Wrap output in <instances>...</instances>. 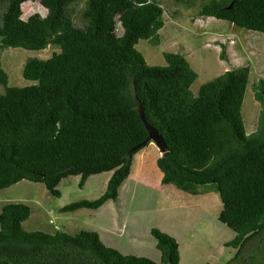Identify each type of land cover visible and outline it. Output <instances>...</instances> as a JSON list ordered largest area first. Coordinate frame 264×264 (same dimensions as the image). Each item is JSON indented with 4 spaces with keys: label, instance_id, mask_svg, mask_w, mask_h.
I'll list each match as a JSON object with an SVG mask.
<instances>
[{
    "label": "trees",
    "instance_id": "trees-1",
    "mask_svg": "<svg viewBox=\"0 0 264 264\" xmlns=\"http://www.w3.org/2000/svg\"><path fill=\"white\" fill-rule=\"evenodd\" d=\"M29 1L0 0L1 47L41 50L52 44L60 50L26 60L23 76L37 81L26 86L8 85L0 58V190L28 179L61 196L58 184L69 175H80L83 187L89 176L113 171L103 194L61 210L98 209L117 200L134 155L150 142L144 143L149 132L141 107L168 145L157 158L162 183L192 194L215 185L223 204L219 219L236 233L225 245L239 256L264 232V79L254 85L262 108L257 129L248 133L242 104L249 65L225 70L195 95L198 72L185 55L164 52L165 65H150L136 47L140 39L160 43L159 1L85 0L81 27L73 5L82 0H43L47 15L26 20L21 5ZM201 14L264 34V0H212ZM220 58H226L224 44ZM30 215L26 203L3 205L0 264H181L178 240L158 228L151 229L161 251L155 261L107 246L96 230H25ZM257 249L264 259V244Z\"/></svg>",
    "mask_w": 264,
    "mask_h": 264
},
{
    "label": "rangeland",
    "instance_id": "rangeland-1",
    "mask_svg": "<svg viewBox=\"0 0 264 264\" xmlns=\"http://www.w3.org/2000/svg\"><path fill=\"white\" fill-rule=\"evenodd\" d=\"M42 1L31 0L22 4V18L27 20L34 14L46 16L48 9ZM157 1L164 10V26L159 31L160 43L155 45L147 39H140L136 45L148 64L165 65L164 52L168 51L185 55L198 72L191 86L195 95L202 84L225 70L249 65L250 76L242 116L246 131L254 132L262 108L255 98L254 85L264 79V34L215 16L202 15V5L212 0H196L192 6L178 0ZM84 6L85 0L73 5L74 21L80 27L85 24L82 18ZM1 10L2 6L0 13ZM117 33L122 34L120 24ZM223 44L226 47L225 59L220 58ZM59 50L52 44L41 50L2 48L0 45L2 67L9 76L8 85L36 83L23 76L26 60L31 57L48 58ZM4 90L0 84V92ZM143 151H147L144 156L148 157L145 160L148 163L137 165L138 154ZM161 155L158 146L150 141L134 155L133 176H128L122 189L120 186L118 199L109 201L110 204L97 210L80 208L62 211L61 208L71 202L94 199L103 194L100 192L104 178L110 171L89 176L83 187L79 185L80 175L63 178L58 184L61 196L53 195L43 182L22 179L0 190V212L6 203L23 202L31 208L30 217L22 223L25 230H61L70 234L83 229L96 230L101 232L100 237L107 246L117 248L124 254L142 255L155 261L161 260V251L156 247L152 228L177 237L181 264H264L262 254L257 249L264 244V232L252 239L239 256H235L237 249L225 243L232 240L236 233L219 219L223 204L216 186H201L200 194L196 195L174 184H163L162 177L158 175L162 171L155 159ZM106 188L107 185L104 190Z\"/></svg>",
    "mask_w": 264,
    "mask_h": 264
},
{
    "label": "water",
    "instance_id": "water-1",
    "mask_svg": "<svg viewBox=\"0 0 264 264\" xmlns=\"http://www.w3.org/2000/svg\"><path fill=\"white\" fill-rule=\"evenodd\" d=\"M139 110H140V115H141V117H142L147 129H148V132H149V134H148L146 140L144 141V143H146L147 141H153L158 146V148L160 149L161 153H164L168 149V145H167V143L165 141L164 136L158 131V129L155 126L151 125L146 120V118L144 116V113H143V110H142L141 107L139 108Z\"/></svg>",
    "mask_w": 264,
    "mask_h": 264
},
{
    "label": "crops",
    "instance_id": "crops-1",
    "mask_svg": "<svg viewBox=\"0 0 264 264\" xmlns=\"http://www.w3.org/2000/svg\"><path fill=\"white\" fill-rule=\"evenodd\" d=\"M150 151H151V149H149ZM149 150H147V151H149ZM147 151H145V153H144V151L143 152H141V153H139L138 154V163H137V165L138 164H141V165H144V164H146V163H148V162H145V160L148 158V157H146L145 158V154L147 153ZM150 157H152V155L150 156ZM157 158L158 157H156L155 159H156V162H157ZM144 161V162H143ZM134 162H135V160H134ZM134 165V164H133ZM156 168H157V166H156ZM157 170H158V168H157ZM161 170V169H160ZM112 172L113 171H110L107 175H106V177L104 178V186H103V188L101 189V192L100 193H102V192H104L105 190V187H106V185H107V183H108V180H109V178H110V176L112 175ZM158 175L160 176V177H162L163 176V172H161V173H158ZM133 176V170H132V173H130V176L129 177H132ZM128 178V177H127ZM126 178V179H127ZM126 179H125V181H126ZM162 179V178H161ZM88 181V180H87ZM86 181V182H87ZM125 181L123 182V184H122V186H121V189L124 187V185H125ZM120 191V190H119ZM198 194H200V192L198 193ZM198 194H196V195H198ZM119 197V196H118ZM118 199V198H117ZM109 201H113V200H108L107 202H105V204H103L102 206H101V208L104 206H106L107 204H110L109 203ZM113 205H114V203H113ZM99 209V208H98ZM92 210H97V209H92ZM99 234H100V236H101V232H99ZM177 238V237H176ZM178 240V239H177Z\"/></svg>",
    "mask_w": 264,
    "mask_h": 264
},
{
    "label": "clouds",
    "instance_id": "clouds-1",
    "mask_svg": "<svg viewBox=\"0 0 264 264\" xmlns=\"http://www.w3.org/2000/svg\"><path fill=\"white\" fill-rule=\"evenodd\" d=\"M31 1V0H30ZM42 3H43V1H42ZM43 5H44V3H43ZM45 6V5H44ZM46 7V6H45ZM48 9V8H47ZM181 257V256H180Z\"/></svg>",
    "mask_w": 264,
    "mask_h": 264
}]
</instances>
